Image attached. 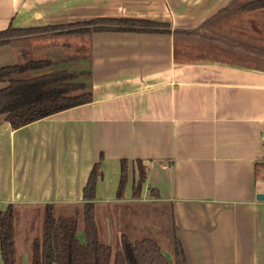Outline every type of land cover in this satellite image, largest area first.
<instances>
[{"label": "crops", "instance_id": "crops-1", "mask_svg": "<svg viewBox=\"0 0 264 264\" xmlns=\"http://www.w3.org/2000/svg\"><path fill=\"white\" fill-rule=\"evenodd\" d=\"M238 1L0 0V33L102 18L170 28L94 34L92 104L18 131L0 117V212L83 205L103 155L98 207L122 204L128 161L123 203L169 205L187 264H264V47L254 43L264 20ZM18 49L0 48V69ZM137 161L148 177L134 202Z\"/></svg>", "mask_w": 264, "mask_h": 264}, {"label": "trees", "instance_id": "trees-1", "mask_svg": "<svg viewBox=\"0 0 264 264\" xmlns=\"http://www.w3.org/2000/svg\"><path fill=\"white\" fill-rule=\"evenodd\" d=\"M243 1L241 12L251 17L264 11V0ZM97 33L164 34L170 33V28L166 24L147 20L112 18L28 29L11 26L0 33V48L18 46L22 41L33 43L38 39H56L62 40L63 46L69 48H72L71 41L80 43L76 54L81 55L87 46L84 42L89 41L88 50L91 52V38ZM19 50L17 63L0 69V84L6 86L0 90V117H5L14 131L93 103L90 67L82 70L55 69V60H34L24 49ZM61 57L69 59L65 51ZM73 61L84 60L82 56H74ZM103 162L104 156L101 155L93 166L84 190L83 205H47L41 208V229L31 244L30 264H187L176 236L172 252H165L153 239L132 238L121 230H118L121 235L119 245L114 247L112 242H104L105 233L96 219L97 184L103 179ZM134 167L132 199L135 202L141 199L148 172L140 161ZM129 177V163L122 161L117 192V200L122 204ZM152 197L159 199L156 191H152ZM22 209L21 206L10 205L6 211L0 212V264H18L17 243L23 219ZM133 216L139 220L141 213L133 211Z\"/></svg>", "mask_w": 264, "mask_h": 264}, {"label": "rangeland", "instance_id": "rangeland-1", "mask_svg": "<svg viewBox=\"0 0 264 264\" xmlns=\"http://www.w3.org/2000/svg\"><path fill=\"white\" fill-rule=\"evenodd\" d=\"M242 2L243 0L238 1L237 5ZM260 14H264V11L258 13L256 17H251L249 15H247V17L249 19L264 20V16H260ZM255 39L257 40L254 43L257 46L261 45L264 47V28L260 30ZM71 45L72 48H69L67 45L63 46L62 40L44 39V43L40 45H34L33 43H29V41H22L21 44L18 45V48L24 49L34 60H55V69H88L90 67L91 56L88 50L89 46H85L83 54L77 55L76 53L78 52L80 43L71 41ZM37 49L40 52L39 55L36 53ZM63 50L69 59L66 60V58L61 57L64 54ZM74 56H82L84 63L73 61ZM16 63L17 62H15V64ZM131 206V203H123L119 207L114 205L98 207L96 219L99 228L105 233L104 242H112L114 247L119 245L118 230H121L122 233H129L132 238L153 239L162 246L165 252H172L173 240L176 233L173 230L171 207L169 205H154L147 203H139L138 205H134V207ZM32 208L33 207H23L22 209L23 219L20 226V237L17 243L21 263L19 258L17 260L18 264H30L31 244L40 233L43 211L41 208ZM133 211L141 213L139 220L133 216Z\"/></svg>", "mask_w": 264, "mask_h": 264}, {"label": "water", "instance_id": "water-1", "mask_svg": "<svg viewBox=\"0 0 264 264\" xmlns=\"http://www.w3.org/2000/svg\"><path fill=\"white\" fill-rule=\"evenodd\" d=\"M257 200H259V201H264V195H263V196H258V197H257Z\"/></svg>", "mask_w": 264, "mask_h": 264}]
</instances>
